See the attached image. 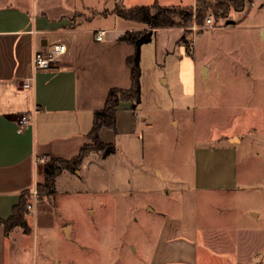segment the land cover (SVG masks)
Instances as JSON below:
<instances>
[{"label":"crops","instance_id":"crops-1","mask_svg":"<svg viewBox=\"0 0 264 264\" xmlns=\"http://www.w3.org/2000/svg\"><path fill=\"white\" fill-rule=\"evenodd\" d=\"M122 1L130 6L152 4L156 0ZM157 1L164 6L196 4V0ZM263 2L249 0L244 9L231 10L220 24L200 26L194 33L198 37L206 30L221 38L223 34L233 35L230 46L238 53L240 49H247L249 38L260 41L264 47ZM115 5L116 0H0V219L6 220L12 215L24 190H33L45 181V165L52 157L70 159L90 142L88 133L94 124V113L104 106L109 90L131 87L127 58L136 48L120 36L126 30L148 26L119 16L114 12ZM96 16H101V20L97 21ZM100 29L106 32L102 39H97ZM184 32L182 26L159 28L149 42L141 45V101L135 108L130 101L119 103L117 127L123 130L135 127L137 117L145 111V101L150 97L146 75L150 57L155 74L151 84L157 92L159 85L171 86L169 77H162L158 70L167 66L169 57L178 49L182 74L188 83L183 94L196 96L194 81L200 64L197 44L194 42L192 53L188 54L186 45L180 42ZM55 42L65 43L66 52L52 67L34 70L35 51ZM219 42L221 46L223 40ZM209 52V46L205 47L200 70L204 68L209 82L204 90L205 97L213 100L217 95L211 90L210 80L213 74L219 73L221 57L213 61ZM256 52L251 54L253 58L259 56L260 50ZM30 76L33 77L31 86H24V80ZM170 94L171 99L178 95L177 90ZM232 95L235 94L225 92L217 98L230 96L235 99ZM153 98L157 99V96ZM24 113L32 116L27 125L18 122ZM255 115L256 123L264 125V112L261 110ZM180 122L174 120L175 124ZM223 123L230 122L223 120ZM246 129L256 131L258 127L254 124ZM111 130L102 128L103 140L112 142ZM239 133L238 127H234L228 133H219L220 143L199 145L192 160V183L166 189L170 195L180 194L179 206L177 210L164 207L159 211L162 219L157 223L158 231L152 253L148 254V264H264V223L258 222L264 209L255 203L240 214L241 208L237 209L239 199L234 197V191L246 186L241 181L250 176L264 181V154L257 152L253 155L255 163L242 165L247 156L242 151L244 139ZM42 158L46 162H41ZM79 168L60 173L55 192L41 196L35 202V210H28L30 232L20 226L8 230L4 223L0 224V264H38L37 227L60 226L65 230L61 240L64 245L72 238L73 223H60L57 203H47L44 198L56 195L57 181L65 172L81 174ZM158 172L166 176L164 171ZM167 176L171 178V171ZM261 188L264 190V186ZM214 193H218L217 198L222 204H215ZM200 200L211 209L209 214L202 213ZM237 215L240 219L246 217V227L236 223ZM240 227L249 230L240 236ZM65 247L55 258V264H75L76 256ZM78 261L76 264H82Z\"/></svg>","mask_w":264,"mask_h":264},{"label":"rangeland","instance_id":"rangeland-1","mask_svg":"<svg viewBox=\"0 0 264 264\" xmlns=\"http://www.w3.org/2000/svg\"><path fill=\"white\" fill-rule=\"evenodd\" d=\"M122 3V0H116V4ZM95 19L101 20V16ZM214 20L218 25L222 18L214 17ZM199 27L193 24L191 37L192 45L194 42L197 44L200 64L207 46L211 49L209 53L213 61L221 57L219 73L213 74L210 80L211 90L217 97L225 92L235 94L232 95L235 99L230 96L206 99L204 90L209 82L204 68L200 70V64L194 81L196 96L193 93L184 95L188 83L182 74L178 49L169 57L167 66L158 70L162 77H169L171 86L159 85L155 92L151 84L155 74L150 57L147 64L149 70H146L150 97L145 101V111L137 117L136 126L127 130L118 127L117 132L111 130L116 151L108 155L101 151L92 152L80 166L81 174L77 171L65 172L57 181L56 195L44 198L47 203H57L59 222H71L74 229L72 238L67 239L64 245L61 240L65 230L60 226L48 229L37 227L35 250L38 264H55V258L65 250V246L76 256L75 264L78 260L82 264H89L90 261L92 264L96 261L97 264H148V254L152 253L158 231L157 223L162 219L159 211L164 207L173 211L179 206L180 194L170 195L166 189L192 183V160L199 145L218 144L221 141L220 132L228 133L238 127L244 139L242 151L247 156L242 165L255 163L253 155L257 152L264 154V125L255 121V114L261 110L264 112L262 43L249 38L247 49H240L238 53L230 46L233 35L223 34L221 38L206 30L198 37L194 31ZM221 39L223 46L220 50ZM259 50V56L253 58L251 54ZM176 90V99H171L170 92ZM174 120L181 122L178 125ZM223 120L230 123L224 124ZM254 124L258 130L246 129ZM159 170L164 171L166 176H161ZM169 171L171 178L167 176ZM241 183L246 186L234 191V197L239 199L237 209L241 208L240 214L255 203L264 209V190L261 188L264 181L250 176ZM214 194L215 204H222L217 198L218 193ZM203 202L200 200L201 211L209 214L211 209ZM155 208L159 210L152 211ZM244 218L240 219L237 215L236 223L244 226L248 223ZM258 222L264 223V213ZM244 227L239 228L240 236L249 230Z\"/></svg>","mask_w":264,"mask_h":264},{"label":"trees","instance_id":"trees-1","mask_svg":"<svg viewBox=\"0 0 264 264\" xmlns=\"http://www.w3.org/2000/svg\"><path fill=\"white\" fill-rule=\"evenodd\" d=\"M249 0H196L195 6H164L157 0L152 4L126 5L116 4L114 12L126 19L135 20L147 24L144 29L126 30L120 39L133 44L135 53L127 58L131 68L132 85L130 88L113 87L109 90L104 106L94 113V124L88 133L90 142L84 144L78 155L66 159L62 157H52L45 165V181L36 185L37 195L40 198L56 190L57 177L64 170H75L81 166L84 159L92 151H101L104 155L113 153L116 150L114 142L102 139L101 130L108 127L117 132V111L121 101L132 102L135 108L142 97L141 83V45L149 42L157 29L163 27L182 26L185 32L180 40L186 45L188 53H192L191 35L193 34V24L204 25V20L211 12L216 19L227 18L231 10H242ZM32 199V190L27 189L21 193L19 202L14 206L12 215L6 219H0V224L4 223L6 229L20 226L25 232L31 231V226L27 219L28 203Z\"/></svg>","mask_w":264,"mask_h":264},{"label":"built area","instance_id":"built-area-1","mask_svg":"<svg viewBox=\"0 0 264 264\" xmlns=\"http://www.w3.org/2000/svg\"><path fill=\"white\" fill-rule=\"evenodd\" d=\"M206 23L208 26H216L213 14H209L206 18ZM196 29V26H194ZM104 29H100L96 35L97 39H102L105 34ZM67 50V45L63 42H55L50 45H47L41 49L35 51L32 58V68L34 70L44 69L52 67L55 62L59 59V57L64 54ZM33 77L30 76L26 78L23 82L24 86H31ZM32 116L29 113H24L20 115L18 122L21 125H27ZM41 162H46L45 158L40 159ZM38 199L36 187L32 190V199L28 203V210H35V202Z\"/></svg>","mask_w":264,"mask_h":264}]
</instances>
